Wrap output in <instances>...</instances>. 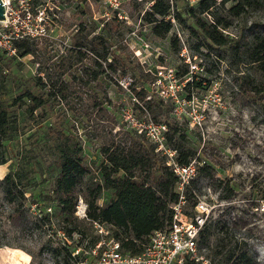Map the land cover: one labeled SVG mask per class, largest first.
<instances>
[{
	"label": "rangeland",
	"instance_id": "374dc122",
	"mask_svg": "<svg viewBox=\"0 0 264 264\" xmlns=\"http://www.w3.org/2000/svg\"><path fill=\"white\" fill-rule=\"evenodd\" d=\"M34 1V7L44 10L41 16L44 19L42 21L47 36L46 40L39 39V45L46 58L50 57L55 61L65 57L69 52H75L72 47L81 35H85L86 39L82 46V50L87 51V56L83 58L85 66L95 68L93 60L98 53H95L96 49L100 53L103 50L107 51L109 60L112 55L120 58L118 69L108 70L109 78L99 77L84 87L92 92L100 90L101 86L106 89L110 99L107 106L117 123L113 132L123 126L119 116L120 105L132 103L130 93L116 80L131 76L134 80L133 83L131 81V85L134 84L137 91L150 80V75L143 73L145 67L170 63L183 69L185 65L180 60L179 49L174 48L173 36L178 37L179 41L183 39L186 42L191 57L195 56V61L204 68L199 77L206 80V85L194 87L198 111L204 116L203 128L192 127L182 120H174L170 118L169 111L166 114H158V119L170 120L172 130L177 125L184 131L186 143L195 150L199 168L195 177L197 185L196 188L192 186V193L196 199L203 198L212 204L218 199V193L224 194L222 188L225 184L233 188V194L228 197L230 204L215 206L212 209L207 222L211 234L206 243L199 244L200 253L208 259V264H216L220 258L215 255V251L220 249L216 247L219 237L224 236L226 240L243 237L249 244V252L255 256L256 264H264V91L260 92L255 101L248 100L244 94L238 92L239 83L243 79L252 76L255 80L260 79V72L255 65L245 56H232L233 50L227 46L213 45L212 49L201 46L196 50L197 39L191 36L187 27L188 22L184 24L174 19L172 9L171 16L174 20L170 32L165 37L156 36L152 32L153 24L143 19L144 11L149 10L155 0H120L119 11L122 17H118L115 12L109 17L103 16L107 0ZM169 2L173 9L182 11L187 5L196 6L198 0ZM232 3L234 0L227 1L225 7ZM219 11L226 14L222 7ZM225 16L228 17L230 24L222 29L223 33H229L233 39L243 37L245 40L249 35L247 28L252 23L263 27L260 29L264 31V0H253L246 4L245 12L241 16L227 14ZM40 21L32 17L29 26L34 30L38 23L42 24ZM20 25L16 23L13 29H20ZM97 33L102 36L101 45L94 44V36ZM92 44L95 48L91 50ZM15 52L7 53L0 50V81L1 79L4 81L0 82L4 86L0 88V98H3L5 103H10L11 97L17 95L18 89H22L23 86L36 89L34 86L32 88L31 76L38 73L36 62L38 56H15ZM100 60L102 61L101 56ZM76 66L79 65H73V69ZM122 69L125 73L120 76ZM210 87L215 89L213 93H217V96L213 93L205 96ZM131 90L135 93L134 89ZM82 97L85 99L84 95ZM203 97L204 102L201 101ZM10 108L16 109L15 106ZM136 112L140 115L141 109H136ZM51 118L60 122L62 119L60 111ZM49 121L51 119L38 124L35 120L25 121L24 132L18 138L6 142L11 159L1 165L0 177L15 165L17 151L30 149L31 158L33 154L37 155L35 160L26 163V167H32L33 176L38 181L35 187L27 188L28 196L31 193L33 195H38L39 192L50 193L53 177L58 171L52 163L53 156L49 149L51 142L49 140L44 142ZM81 125L83 124L78 120L71 119L64 123V127L74 129L73 133L79 138L83 162L90 170L85 177L87 179L96 175L103 155L99 151V141L84 137ZM202 164L209 166L210 175L202 174L200 169ZM111 196V190L105 189L97 203L101 205ZM79 198L86 203L82 195L79 194ZM40 208L41 213L52 214L50 219L40 222L39 226L31 224L25 229H19L5 220L8 205L0 198V232L3 235L0 264H55L54 257L45 244L47 240L53 245H62L63 241L66 242L73 250V255L82 256L87 253L85 250L90 247V231L95 234L93 225L91 226L87 219L75 214L77 223L84 233L73 232L69 237L62 230L65 226L70 227V224L62 221L54 203L43 200ZM35 211L38 210L32 208L30 213L33 221L39 220L35 217ZM78 248L80 249L75 253Z\"/></svg>",
	"mask_w": 264,
	"mask_h": 264
},
{
	"label": "trees",
	"instance_id": "16d2710c",
	"mask_svg": "<svg viewBox=\"0 0 264 264\" xmlns=\"http://www.w3.org/2000/svg\"><path fill=\"white\" fill-rule=\"evenodd\" d=\"M227 1L229 0H198L196 6L187 5L182 11H177L169 0H155L149 10L144 11L143 19L153 24L152 32L156 36L165 37L172 28L171 20L166 18L171 16L172 9L174 19L184 24L188 22L191 36L197 39L196 50L201 46L207 49H212L213 45L227 46L233 50L232 56H245L255 65L261 77L259 80H255L253 76L243 79L239 83L238 92L244 94L248 100L255 101L260 92L264 91V31L260 29L263 27L250 24L247 28L249 35L245 40L243 37L233 39L229 33H223L222 29L230 24L225 15L241 16L245 12L246 4L253 0H234V3L226 8ZM34 4L35 1L32 0L33 14L37 12ZM220 7L226 11L225 15L220 13ZM39 39L46 40V37L25 36L14 41L15 56H38V73L31 76L32 88L34 86L36 91L23 86L18 89L17 95L11 97L10 103H5L3 98H0V165L11 159L6 142L18 138L24 132L25 121L35 120L38 124L51 119L46 126L44 142H51L49 149L53 156L52 163L58 171L53 177L50 193H31L28 196L27 188L35 187L38 181L33 176L34 170L32 167H26V163L35 160L37 155L33 154L31 158L30 149L17 151L15 165L0 177V198L8 205L5 220L19 229H25L31 224L39 226L40 222L52 216L49 212H40L41 202L48 200L57 207L62 221L70 224V227H63L64 234L69 237L73 232L83 234L84 230L77 223L75 215L80 194L86 202L85 219L91 226L92 220L106 223L111 235L120 241L123 249L139 252L148 235L155 229L165 227L170 221V204L177 200L176 176L166 165L164 157L155 152L153 145L143 136L126 128L122 121L123 126L113 132L117 123L115 116L108 109L110 99L105 88L101 86L100 90L93 92L84 88L99 77L109 78V71L118 69L120 58L112 55L109 60L107 51L100 53L96 49L95 53H98L93 60L95 68L85 66L83 58L87 56V51L82 50V46L86 39L85 35H81L72 47L75 52H69L65 57L52 61L41 51ZM94 40L95 45L102 44L100 33L94 36ZM173 45L176 50L180 48V41L175 35ZM92 48H95L93 44L91 50ZM75 64L79 66L73 69ZM186 70V66L183 69L178 67L179 74ZM124 73L125 70L122 69L120 76ZM143 73L150 75L145 71ZM66 76L68 78H65ZM116 81L118 83V79ZM0 82L4 81L1 79ZM199 85L200 81L194 80L193 86ZM1 87L4 86L0 83ZM130 88L135 90L134 84H130ZM146 94L147 90L143 85L134 93L144 103L152 118L160 120L158 114H166L170 109L169 104L154 97L146 99ZM12 106L16 109H11ZM133 106L135 109H141L137 103H133ZM58 111L62 116L60 122L51 118ZM70 119L83 124L81 128L84 137L96 139L100 143L99 151L103 159L96 169V175L87 179L85 177L90 170L83 162L79 138L73 133L74 129L64 127V123ZM164 120L169 125L167 138L177 150V161L189 162L196 153L186 143L184 131L177 125L172 130L170 120ZM202 165V174L210 175L209 166ZM195 177L187 191L190 204L196 201L192 193L193 187L196 188L197 185ZM105 189L111 190L112 196L99 205L97 199ZM222 189L224 194L219 193L220 198H228L233 194V188L229 184H225ZM32 208L38 210L35 211V217L39 220L31 219ZM210 234V226L206 223L200 232L198 243H206ZM2 238L0 232V245ZM97 239L98 236L92 234L91 230L89 245H93ZM45 244L53 255L55 264H76L79 256L73 255V250L66 242L53 245L47 240ZM248 245L243 237L226 240L224 236H220L216 245L220 249L215 251V255L220 258L216 264H256L255 256L249 252ZM185 264L201 263L188 261Z\"/></svg>",
	"mask_w": 264,
	"mask_h": 264
},
{
	"label": "built area",
	"instance_id": "2783aa9c",
	"mask_svg": "<svg viewBox=\"0 0 264 264\" xmlns=\"http://www.w3.org/2000/svg\"><path fill=\"white\" fill-rule=\"evenodd\" d=\"M0 2L4 7V18L0 19V50L14 53L15 40L25 36H47V30L42 21L44 19L41 16L44 10L37 8V12L33 14L32 0H0ZM106 2L107 8L104 9L103 16L109 17L112 12H115L118 17H122L119 11L120 0ZM32 17L42 22V24L38 23L34 30L29 26ZM170 17L172 22L174 19ZM16 23L21 24L20 29L14 30ZM179 57L187 67L183 74H179L178 67L170 63H160L151 68L145 67V72L151 75L147 85H143V88L147 90L146 99L154 97L168 103L170 118L185 121L192 127L202 129L204 116L197 108L198 100L193 82L200 81L203 87L206 85V80L199 77L204 68L195 61V56L191 57L183 39H180ZM131 81V76L118 80L119 84L130 93L132 101L131 104L121 105L120 119L126 128L143 136L153 145L155 152L164 157L166 165L176 176L177 200L170 204L169 223L163 228L153 230L148 235L142 250L136 253L123 249L120 241L111 235L106 223L92 220L98 239L88 250H85L87 252L85 255L78 257L76 264H185L188 261L208 264V259L200 253L198 243L200 232L208 222L212 209L215 206L228 205L230 200L220 198L218 193V199L212 204L203 198H197L193 204L188 202L187 191L191 188V181L197 175L199 168L197 156L187 163L177 161V150L167 138L168 122L152 118L144 103L129 87ZM214 90L213 87L208 88L205 96L211 95ZM213 94L217 96V93ZM201 101L204 102L205 98L203 97ZM133 103L140 106V115L136 112ZM75 214L86 218V203L82 198H79L76 203Z\"/></svg>",
	"mask_w": 264,
	"mask_h": 264
},
{
	"label": "water",
	"instance_id": "95a60500",
	"mask_svg": "<svg viewBox=\"0 0 264 264\" xmlns=\"http://www.w3.org/2000/svg\"><path fill=\"white\" fill-rule=\"evenodd\" d=\"M4 18V7L2 6L1 2H0V19Z\"/></svg>",
	"mask_w": 264,
	"mask_h": 264
},
{
	"label": "bare ground",
	"instance_id": "6f19581e",
	"mask_svg": "<svg viewBox=\"0 0 264 264\" xmlns=\"http://www.w3.org/2000/svg\"><path fill=\"white\" fill-rule=\"evenodd\" d=\"M0 170L2 171V166H0Z\"/></svg>",
	"mask_w": 264,
	"mask_h": 264
},
{
	"label": "crops",
	"instance_id": "0c3cea01",
	"mask_svg": "<svg viewBox=\"0 0 264 264\" xmlns=\"http://www.w3.org/2000/svg\"><path fill=\"white\" fill-rule=\"evenodd\" d=\"M1 165H2V164H1ZM1 165H0V166H1Z\"/></svg>",
	"mask_w": 264,
	"mask_h": 264
}]
</instances>
